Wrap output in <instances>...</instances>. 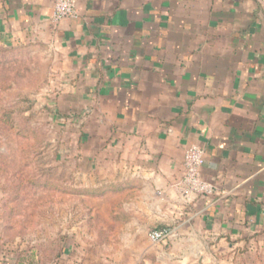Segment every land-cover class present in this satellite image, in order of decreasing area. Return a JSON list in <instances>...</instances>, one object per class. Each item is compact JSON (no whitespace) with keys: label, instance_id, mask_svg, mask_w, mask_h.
Returning a JSON list of instances; mask_svg holds the SVG:
<instances>
[{"label":"crops","instance_id":"0c3cea01","mask_svg":"<svg viewBox=\"0 0 264 264\" xmlns=\"http://www.w3.org/2000/svg\"><path fill=\"white\" fill-rule=\"evenodd\" d=\"M53 4L0 0V42L69 60L62 99L102 127L86 135V170L117 187L102 201L121 197L102 218L116 213L120 235L171 230L163 262L128 263L264 264V0H77L57 22ZM190 145L213 191L185 199ZM0 247V264H52Z\"/></svg>","mask_w":264,"mask_h":264},{"label":"rangeland","instance_id":"374dc122","mask_svg":"<svg viewBox=\"0 0 264 264\" xmlns=\"http://www.w3.org/2000/svg\"><path fill=\"white\" fill-rule=\"evenodd\" d=\"M70 69L56 45L0 42V245L21 262H163L148 234L120 235L102 218L121 197L102 201L117 187L86 170V135L102 127L62 99Z\"/></svg>","mask_w":264,"mask_h":264},{"label":"built area","instance_id":"2783aa9c","mask_svg":"<svg viewBox=\"0 0 264 264\" xmlns=\"http://www.w3.org/2000/svg\"><path fill=\"white\" fill-rule=\"evenodd\" d=\"M78 15L77 0H54L51 18L57 22L63 18H74ZM204 150L200 146H188L183 155L184 174L180 182V191L185 199L190 195H208L213 191V186L200 175L203 163ZM171 234L168 227L152 228L148 238L152 243H163Z\"/></svg>","mask_w":264,"mask_h":264},{"label":"trees","instance_id":"16d2710c","mask_svg":"<svg viewBox=\"0 0 264 264\" xmlns=\"http://www.w3.org/2000/svg\"><path fill=\"white\" fill-rule=\"evenodd\" d=\"M103 188V187H102ZM89 191H92V189H90ZM103 192V191H102Z\"/></svg>","mask_w":264,"mask_h":264}]
</instances>
